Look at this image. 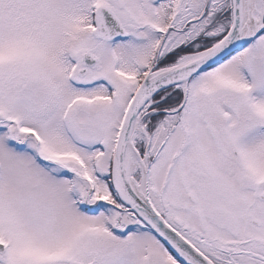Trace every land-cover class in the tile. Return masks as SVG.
Instances as JSON below:
<instances>
[{
    "label": "snow or ice",
    "instance_id": "6c2138e0",
    "mask_svg": "<svg viewBox=\"0 0 264 264\" xmlns=\"http://www.w3.org/2000/svg\"><path fill=\"white\" fill-rule=\"evenodd\" d=\"M0 264H264V0H0Z\"/></svg>",
    "mask_w": 264,
    "mask_h": 264
}]
</instances>
